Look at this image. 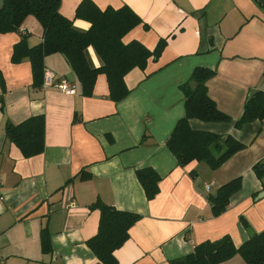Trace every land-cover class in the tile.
I'll list each match as a JSON object with an SVG mask.
<instances>
[{"label": "crops", "instance_id": "obj_1", "mask_svg": "<svg viewBox=\"0 0 264 264\" xmlns=\"http://www.w3.org/2000/svg\"><path fill=\"white\" fill-rule=\"evenodd\" d=\"M83 0H61V13L81 30L76 17ZM99 8L130 6L142 19L123 41L138 40L161 55L125 75L127 96L110 97L106 74L84 95L73 68L61 53L47 55L46 69L67 77L77 93L33 85L31 61L13 62L15 45L42 42L44 29L34 15L19 31L0 33V264H97L87 241L98 232L97 201L140 215L129 239L115 251L117 264H171L195 246L226 235L236 246L264 230V119L242 128L235 123L253 90L264 91V0H92ZM94 66L103 63L93 46ZM216 71L210 97L230 122L191 119L192 128L232 135L246 147L213 169L202 161L180 166L166 142L186 113L182 85L197 67ZM44 116L45 149L25 157L5 135V123ZM162 177L159 193L148 199L138 170ZM85 175V177H81ZM240 177L241 188L224 212L215 215L211 196ZM210 186L207 190L206 187ZM46 228L51 250L43 251ZM219 264H247L239 254Z\"/></svg>", "mask_w": 264, "mask_h": 264}, {"label": "trees", "instance_id": "obj_2", "mask_svg": "<svg viewBox=\"0 0 264 264\" xmlns=\"http://www.w3.org/2000/svg\"><path fill=\"white\" fill-rule=\"evenodd\" d=\"M3 1L4 6H0V33L19 31L29 15H34L43 26L42 42L31 47L27 42L28 34L24 33L15 45L12 57L13 62L25 58L31 61L33 85L37 88L43 86L45 57L61 53L81 82L84 95L93 93L98 75L104 73L108 78L111 99L120 101L129 93L125 75L135 67L145 68L149 58L157 59L167 43L166 39H161L154 50L148 49L138 40L125 43L123 37L142 23L141 17L128 5L101 9L92 0H83L76 10V17L87 20L90 27L81 30L74 25L73 20L61 13V0ZM90 46L101 56L103 63L100 66H94L89 61L87 50ZM215 73L212 68L197 67L189 82L182 85L186 113L178 120L166 142L180 166L202 161L217 169L246 147L245 143L232 135L197 130L190 124L191 119L207 122L232 120L218 109L209 95L207 82ZM263 119L264 91L255 90L247 98L243 115L235 125L242 128L249 122ZM5 135L20 148L25 157L38 155L45 149L44 116H32L18 124L7 121ZM254 170L262 178L264 162L255 164ZM137 174L147 198L153 199L159 193L161 175L153 168L139 169ZM241 184V178L237 177L220 186L217 196H211L215 215L226 210L231 195L241 188ZM92 208L100 210L101 220L97 234L87 244L98 258L97 264H117L115 251L129 239L130 229L140 219V215L119 210L101 201L93 204ZM41 245L43 251L51 250L46 228L41 231ZM237 254L247 264H264V230L251 234L240 246H236L228 235L201 242L191 253L173 259L171 264H219Z\"/></svg>", "mask_w": 264, "mask_h": 264}, {"label": "built area", "instance_id": "obj_3", "mask_svg": "<svg viewBox=\"0 0 264 264\" xmlns=\"http://www.w3.org/2000/svg\"><path fill=\"white\" fill-rule=\"evenodd\" d=\"M44 87H54L63 93L74 95L77 93V86L67 77H59L53 71L45 68ZM207 190L210 186L206 187Z\"/></svg>", "mask_w": 264, "mask_h": 264}, {"label": "water", "instance_id": "obj_4", "mask_svg": "<svg viewBox=\"0 0 264 264\" xmlns=\"http://www.w3.org/2000/svg\"><path fill=\"white\" fill-rule=\"evenodd\" d=\"M0 6H1V7L4 6V1H3V0H0ZM252 93H255V90H253Z\"/></svg>", "mask_w": 264, "mask_h": 264}]
</instances>
